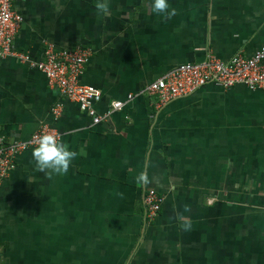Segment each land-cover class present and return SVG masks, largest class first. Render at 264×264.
<instances>
[{
    "label": "crops",
    "instance_id": "0c3cea01",
    "mask_svg": "<svg viewBox=\"0 0 264 264\" xmlns=\"http://www.w3.org/2000/svg\"><path fill=\"white\" fill-rule=\"evenodd\" d=\"M168 2L171 18L151 0H109L100 17L95 0L13 1L23 17L15 49L40 59L45 41L90 47L79 80L100 91L94 108L125 103L93 124L40 70L0 58V136L24 139L45 123L83 149L52 180L36 170L33 148L16 156L0 185V262L264 264V88L209 83L162 106L141 93L208 51L226 60L264 46V0ZM147 188L163 196L150 221Z\"/></svg>",
    "mask_w": 264,
    "mask_h": 264
},
{
    "label": "built area",
    "instance_id": "2783aa9c",
    "mask_svg": "<svg viewBox=\"0 0 264 264\" xmlns=\"http://www.w3.org/2000/svg\"><path fill=\"white\" fill-rule=\"evenodd\" d=\"M13 1L0 0V58L12 56L19 62L40 70L50 85L56 86L67 99L79 104V107L90 116L93 124L105 120L124 106V101L113 100L102 114L94 108L93 103L99 100L100 91L79 80L84 64L91 56L90 47L58 48L53 42L45 41L40 59H34L28 53L15 49L13 40L23 17L13 9ZM263 62L264 46L250 56L236 53L226 60L208 51L206 57L199 62L181 63L163 72L150 81L141 93L153 95L157 105L162 106L171 99L185 96L209 83L224 89L235 84H243L249 89L264 88ZM131 98L132 95H128V99ZM59 107L60 105H57L53 109L55 116L59 114ZM48 131H53L60 137L55 128L45 123L24 139L6 140L0 136V185L15 167L16 156L33 148L38 137ZM162 200L163 196L156 190L152 188L144 190L141 202L145 220L150 221L157 216Z\"/></svg>",
    "mask_w": 264,
    "mask_h": 264
},
{
    "label": "clouds",
    "instance_id": "9594fccd",
    "mask_svg": "<svg viewBox=\"0 0 264 264\" xmlns=\"http://www.w3.org/2000/svg\"><path fill=\"white\" fill-rule=\"evenodd\" d=\"M95 9L98 17L107 16L110 13L109 0H95ZM151 10L157 15H165L166 18H171L175 15V9H170L168 0H151ZM70 150L69 145L62 141L61 138L53 131L43 132L36 140L35 146L32 149V159L35 163V168L38 172L43 173L49 180L54 176L66 174L70 168L72 161L78 154H82ZM147 173L141 171L137 177L138 185H143L147 182ZM190 208L185 205L184 212H190ZM176 220L178 221L183 231H189L192 227L190 217L184 216L177 211Z\"/></svg>",
    "mask_w": 264,
    "mask_h": 264
}]
</instances>
